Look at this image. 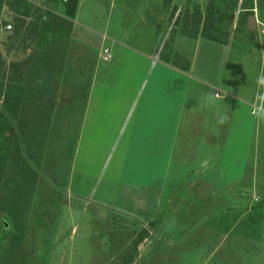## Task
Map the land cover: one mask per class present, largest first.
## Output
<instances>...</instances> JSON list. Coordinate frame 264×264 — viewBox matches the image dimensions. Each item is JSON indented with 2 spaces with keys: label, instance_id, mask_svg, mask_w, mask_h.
Wrapping results in <instances>:
<instances>
[{
  "label": "rangeland",
  "instance_id": "obj_1",
  "mask_svg": "<svg viewBox=\"0 0 264 264\" xmlns=\"http://www.w3.org/2000/svg\"><path fill=\"white\" fill-rule=\"evenodd\" d=\"M23 1L53 12L66 23L62 25L64 29L53 35L54 42L61 41L57 45L64 47L61 49L64 57L59 72H51L58 83L52 110L56 116L51 117L41 146L43 153L32 176L30 200L23 204L24 197L18 199L19 215L9 214L8 203L14 202V193L5 185L8 176L0 180V264H264V102L260 110L249 113L254 107L250 105L254 94L261 96L264 91V83L260 82V77H264L261 48L264 0L260 6L259 0H253V17L258 25L254 39L247 35L246 23L244 28L236 24L241 1L238 0L231 28L227 22L223 25L222 30L229 31L226 43L200 44L193 53L195 71L189 75V81L199 88L210 82L212 89L219 85L227 92L224 103L234 106L231 113L230 107L223 115L224 131L229 133L225 152L241 156L246 176L243 185L251 187L256 182L254 195L249 189L245 194L229 189L230 193L226 194L218 188L207 207L196 205L178 212L161 210L163 217L146 221L126 213L127 195L116 196L118 187L123 192V187L131 185L127 173L132 167L143 169L147 165L126 157L131 145L127 138L131 127L127 131L124 127L129 112L127 97L120 92L128 89L131 94L127 96L132 97L138 91L143 76L142 56L138 53L164 43L165 33L161 30L169 27V21H175L177 26L186 25L184 28L195 25L196 35L192 36L197 38L193 39H204L201 31L210 0H175L176 7L168 0H78L72 19L63 16L60 3ZM216 4L221 6L218 1ZM13 5L7 0L5 7L10 9H0V57L6 65L5 79L21 69L31 54L30 49L35 47V41L26 43L24 30L10 38L14 30L11 19L15 15L21 17V12L16 10L20 5ZM30 15L36 18L42 14ZM4 25H10L11 29H5ZM51 35H47L49 41ZM188 35L175 30L168 35L164 47L173 46L175 39L177 48L183 49ZM25 45H30L29 50ZM52 45L49 42L48 47ZM103 48L111 51V60L105 64L100 62ZM121 49L133 53L137 62L128 57L122 67H114V72L120 75L116 82L110 84L101 79L96 82L95 91L102 86V92L111 95L115 91L114 98H104L101 94L97 99L94 95L80 140L67 138L76 128L70 122L63 124V114L56 109L63 104L70 107L68 102L72 100L75 103L70 107L74 110L72 114L83 111L82 107L77 109L80 98L70 96L78 90L79 83H86L79 62L82 59L96 62L94 67L99 63L104 75L119 59L115 52L121 54ZM126 76L130 77L128 85H125ZM72 114L68 108L65 118ZM0 116V125L15 126L1 108ZM4 130L0 126V146ZM29 153L39 158L36 146L31 145ZM29 163L33 164L30 158ZM140 178L147 180L138 176L137 182H141ZM14 224L20 229L18 245L11 242ZM140 233H143L141 243L132 261L127 263L132 243Z\"/></svg>",
  "mask_w": 264,
  "mask_h": 264
},
{
  "label": "crops",
  "instance_id": "obj_2",
  "mask_svg": "<svg viewBox=\"0 0 264 264\" xmlns=\"http://www.w3.org/2000/svg\"><path fill=\"white\" fill-rule=\"evenodd\" d=\"M168 1L172 6H177L175 0ZM174 14L176 17L177 12ZM185 26L183 24L177 26L175 21L174 23L169 21V27L161 30L165 33L162 39L164 43L158 47L154 46L153 49H149L150 51L138 53L142 56L140 71L143 68L138 91L132 97L127 96L131 94L128 89L125 93L120 92L127 97L129 112L124 127L126 131L131 127L127 134L131 145L128 146L126 157L134 162H146L147 165L143 169L133 166L127 173L131 185L129 188L123 187V192L118 187L116 196L127 195L126 213L140 217L143 221L147 218L154 220L163 217L168 209L178 212L188 210L189 207L195 208L196 205H201V208L204 205L207 207L212 204L211 195H214L218 188L226 194L230 193L229 189L238 192L241 190L242 194L248 189L252 194L255 192L256 182L253 181V186H247L248 188L243 185L246 176L243 174L244 163L241 156L225 152L229 133L224 131L223 115L230 107L231 113L234 106L231 103H224L227 92L218 84H216L218 87L212 89L211 83L208 82L204 83V86L199 85L201 87L199 88L189 81L190 73L195 71L192 60L194 51L200 44L211 41L199 40L192 36L196 35L195 25L189 28H184ZM175 30L190 35L183 49L177 48L175 39L173 46L164 47L168 35ZM257 30L256 21L254 33ZM121 50H123L120 51L121 54H118V50L115 52L116 59L118 55L119 59L104 71V75H101L99 63L94 67L96 62L89 63L83 59L79 62L78 65L81 68L83 66L85 75L83 81L86 83H79L78 90L70 96L80 98L77 109L82 107L83 111H78V115L72 114L74 110L70 107L75 104L72 100L68 102L71 104L70 107L63 104L62 108L56 109L63 114V124L65 121L70 122L76 128L77 133L69 134L67 138L75 137L77 142L80 140L89 104L94 95L97 99L101 98V94L104 98H114L115 91L111 92V96L108 91L102 92V86L96 91L95 88L96 82L100 79L105 83L108 80L110 84L116 82L117 78L120 79V75L118 77L114 72V67H122L125 61H128V57L136 61L132 57L133 53ZM108 72L112 75L107 76ZM129 78L127 76L124 78L127 83L125 85H128ZM254 95L256 96L250 105L260 106L264 102V91L261 92V96L257 93ZM68 108L72 115L67 119L65 113L68 112ZM252 109L250 115L253 114ZM138 176L146 177L147 180L143 181L140 178L141 182H137ZM233 178L237 180H230ZM224 186L225 189L222 190ZM120 209L123 207L120 206ZM161 210L164 212L161 213Z\"/></svg>",
  "mask_w": 264,
  "mask_h": 264
},
{
  "label": "trees",
  "instance_id": "obj_3",
  "mask_svg": "<svg viewBox=\"0 0 264 264\" xmlns=\"http://www.w3.org/2000/svg\"><path fill=\"white\" fill-rule=\"evenodd\" d=\"M11 1L14 3L13 6L20 5L16 10L21 12V17L15 15L11 19L10 22L14 25V30L10 38L17 37L18 33L24 30L26 43L29 44V42L35 41V47L30 49L31 54L27 57L25 63L21 65V69L16 70L13 74L10 73L6 79L5 70H3L6 65L0 57V108L15 124L14 127L0 125L1 128L5 129L2 135L3 144L0 146V180L2 176H8L5 185L9 186L12 193H14L12 198L14 202L10 201L8 203L10 205L9 214L19 215L18 205L20 202L18 199L24 197L23 204H28L30 200L33 187L32 176L35 168L39 166L43 153L41 146H43L42 144L47 137L51 117H55L52 110L58 83L52 77L51 72H59L58 69L64 57L61 49L64 47L57 45L61 41L54 42L53 35L58 32L57 30L64 29L62 25L66 23L46 9L41 10L42 8L40 9L23 0ZM216 1L221 3L223 7H219ZM6 2L7 0H0L2 11L5 8L10 9L9 6L5 7ZM46 3L48 5L60 3L63 8V16L72 19L78 0H46ZM260 4L261 0H259V6ZM237 7L238 0H210L202 26V37L214 43L225 44L226 39L229 37V31H223V25L227 22L231 28ZM253 9V0H241L236 24L244 28L246 19L253 16ZM35 12H40L42 15L36 18L35 16L32 17L30 14H35ZM49 33L50 35L52 33L51 38H49L50 41L47 38ZM49 42L53 43L50 47H48ZM25 48L29 50L30 45H25ZM17 76H19V79H16ZM6 134H9V136ZM31 145L36 146L39 158H35L29 153ZM29 158L33 164L29 163ZM13 219L14 217L11 220ZM14 229L11 242L18 245V238H21V236H18V230L20 229L15 224ZM141 234L143 233H140L132 243L133 250L127 263L131 262L136 254L137 246L142 240Z\"/></svg>",
  "mask_w": 264,
  "mask_h": 264
},
{
  "label": "built area",
  "instance_id": "obj_4",
  "mask_svg": "<svg viewBox=\"0 0 264 264\" xmlns=\"http://www.w3.org/2000/svg\"><path fill=\"white\" fill-rule=\"evenodd\" d=\"M4 28L7 29V30H10L11 26L7 25ZM261 48H262V50H264V44L262 45ZM110 60H111V51H110V49L103 48L102 51H101V56H100L101 64L108 63V62H110ZM252 110H253L252 113H254L255 111H258V110H260V106H254Z\"/></svg>",
  "mask_w": 264,
  "mask_h": 264
},
{
  "label": "water",
  "instance_id": "obj_5",
  "mask_svg": "<svg viewBox=\"0 0 264 264\" xmlns=\"http://www.w3.org/2000/svg\"><path fill=\"white\" fill-rule=\"evenodd\" d=\"M255 24H256V20L253 16H249L246 19V32L251 38H253V33L255 31Z\"/></svg>",
  "mask_w": 264,
  "mask_h": 264
},
{
  "label": "clouds",
  "instance_id": "obj_6",
  "mask_svg": "<svg viewBox=\"0 0 264 264\" xmlns=\"http://www.w3.org/2000/svg\"><path fill=\"white\" fill-rule=\"evenodd\" d=\"M260 82L264 83V77H260Z\"/></svg>",
  "mask_w": 264,
  "mask_h": 264
}]
</instances>
